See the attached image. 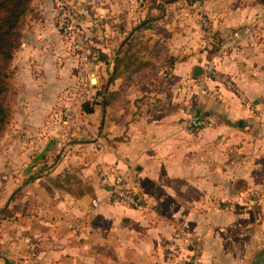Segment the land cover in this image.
<instances>
[{
	"label": "crops",
	"instance_id": "crops-1",
	"mask_svg": "<svg viewBox=\"0 0 264 264\" xmlns=\"http://www.w3.org/2000/svg\"><path fill=\"white\" fill-rule=\"evenodd\" d=\"M39 1L36 19L13 58L19 90L12 115L16 131L24 139L35 137L42 150L38 154L24 144L15 158L6 154L7 161L25 162L30 156L43 161L45 155L48 161L51 151L62 147L49 177L67 174L70 182L75 174L84 189L54 187L38 173L29 191L42 215L22 217L18 212L26 206L14 197L28 170L5 169L0 175V264H179L195 255L197 243L201 264H218L225 257L237 264L233 259L241 254H231L244 252L239 244L245 238L250 247V227L264 210V45L250 48L231 38L210 57L194 26L184 30L187 37L170 33L169 44L162 36L152 39L157 35L152 33L149 45L155 50L166 44L169 60L158 64L159 53L155 71L135 81L128 74L113 82L95 79V112L86 114L82 103L81 124L61 127L58 116L70 113L75 99L91 97L87 92L61 98L77 76L54 25L58 0H41L40 7ZM208 4L214 34L255 22L264 33V0ZM133 14L129 11V17ZM209 61L242 95L216 81L207 82L206 92L200 90ZM191 116L210 117L213 124L190 131L185 122ZM104 169L124 176L145 208L110 200L100 181ZM252 194L259 196L250 200L253 207L238 208ZM13 209L15 217H2Z\"/></svg>",
	"mask_w": 264,
	"mask_h": 264
},
{
	"label": "rangeland",
	"instance_id": "rangeland-1",
	"mask_svg": "<svg viewBox=\"0 0 264 264\" xmlns=\"http://www.w3.org/2000/svg\"><path fill=\"white\" fill-rule=\"evenodd\" d=\"M41 2L42 1L40 0L39 7ZM209 5L211 6V4H208V0H121L118 3L117 0H58V9H56L53 21L64 47V55L71 60V73L77 76L74 84L68 87L61 94V98L64 99L63 96L74 98L81 94L84 96L87 92H89L88 96L91 97V101H83L81 98L75 99L73 101L74 106H72V111L68 114L62 112L58 116V125L61 127L67 126L70 122H72L73 125L81 124V104L83 103L84 105L85 103H89L90 105H93L95 103V101L92 100V94H94L96 84L93 83L92 80L101 79L100 76H103L104 80H110V76L113 73L112 62L115 61L120 49H122V44L128 37H130V34H133L134 28L144 20H151L150 28L153 32H147V30L144 31L142 38L139 39L137 46L132 50V53L136 54V56L141 60H152L155 65L157 63L154 60L156 55L158 57L160 53L162 56L160 60L159 58H156L158 59V64L160 65L165 64L167 60H169L170 55L169 53L166 54L165 47L166 49H169L166 44H161V48L158 46L155 47V50L152 45H149L150 41L148 36L152 33L157 34L156 38L153 36L151 37L152 39H157V37L162 36L161 38L164 40V43L169 44L172 40V37L169 36L170 33L173 34L174 32L179 36L184 34V36L187 37L190 35L184 33V30H189L194 26V29L200 33L198 36L200 41H202L201 47L207 52L208 56L214 51L215 53L213 55L219 53L227 44L228 40H231L236 31H240L242 34L241 39L235 42L236 45L243 43L248 45L250 48L256 45H264V33L261 32V26L257 22L251 23L249 26L245 25L231 28L226 34H214L212 31L213 21L209 17L208 12ZM158 6L162 7L159 9ZM36 10H38V0H35L33 4V13L29 20L25 23L22 32L29 31L31 22L36 19ZM131 10L134 11L133 17H129V11ZM205 20L210 25L211 39H209L208 31H206L204 27ZM62 26L68 30L66 34L61 32L60 28ZM249 27L256 29L258 34L253 37L247 36L244 32ZM130 28L131 30L129 31ZM166 31L168 33H166ZM15 54L13 55V58ZM102 54L107 56L106 61H102L100 59ZM213 55L211 54V56ZM155 68L150 69L145 73L152 74V72L155 71ZM7 74L8 77H10L9 81L15 86V90H17L18 94L19 86H17L18 84L15 81L16 71L14 69L13 60ZM70 101H72V99ZM16 103L17 97L14 102L11 103V110H13L14 105H17ZM49 118L50 117H48V119ZM11 125L14 126L11 127ZM16 130L15 116L11 115L6 131L0 138V175L5 171V169H10L12 173H24L28 170L29 174H24V177L21 179L20 184H22V188L17 190L14 197L15 202H23V206H26L25 209L19 210V215L26 218L32 217L33 215H42L40 205L33 202L32 195H30L29 191L32 185L29 180H31L34 175H38V173H45V181L49 182L54 187H61L65 189L76 188L78 190L84 189V184L75 174L71 175L73 180L70 182L68 179L70 175L67 174L55 178L49 177L53 167L58 163L59 158H61L60 148L62 147L51 151L50 160L48 161L46 160L47 155L44 156L43 161H38L35 157L31 156L25 162L17 163L11 159H8L7 161V158L9 157H7L6 154L12 155L15 158L17 150L26 144L27 149L33 148L35 151H38L42 148V146H38L39 144L36 145V142L34 141L35 137H28V139H24L21 132L19 133V131ZM7 134L9 137H7L6 141L5 138ZM19 136L21 138H19ZM17 139H19L20 142L18 145ZM8 143L9 146L7 148ZM22 150L23 149H21L20 152ZM41 150L38 151V154ZM82 166L85 168L87 163ZM2 180L3 179L0 180V183ZM66 186H69V188ZM257 198H259V196L254 197L253 194L246 196L243 202L241 200L239 201L238 208L241 206L242 207L240 209L253 207L250 204V200H256ZM243 204H245V206H243ZM8 211L7 214H3L2 217L5 216L13 218L17 214L15 209H13V213ZM259 214V220H256L254 222L255 224L250 227V233L252 235L249 239L250 247L245 244V238V242H243V244H239V247L244 248V252L242 249V252L237 249H235L234 252L232 251L233 253L231 256H235L238 253L241 254L240 260L237 256L233 259L234 263L251 264L254 257L264 249V210L259 212ZM195 245V255L188 258L182 257V259L178 261L179 264H188V260L192 257L197 259L196 264H201V246L199 243ZM230 260L231 259H228V257L218 259V264H229Z\"/></svg>",
	"mask_w": 264,
	"mask_h": 264
},
{
	"label": "trees",
	"instance_id": "trees-1",
	"mask_svg": "<svg viewBox=\"0 0 264 264\" xmlns=\"http://www.w3.org/2000/svg\"><path fill=\"white\" fill-rule=\"evenodd\" d=\"M34 2L35 0H0V138L4 135L11 119V103L17 97V90L9 81L10 77H8L7 71L10 69L13 55L22 46V29L33 13ZM158 7L160 9L162 6ZM150 21L144 20L136 26L133 34L122 44V49H120L114 61L111 82L122 74H128L129 80L135 81L145 72L156 67L152 60H141L136 54L132 53L139 39L142 38L144 31L150 28ZM214 53L215 51L211 54L213 55ZM211 54L209 55L210 57H212ZM100 59L106 61L107 56L102 54ZM83 111L86 114H93L95 112V103L92 106L89 103H85ZM68 179L70 180V176ZM32 180L33 178L29 182ZM251 264H264V249L254 257Z\"/></svg>",
	"mask_w": 264,
	"mask_h": 264
},
{
	"label": "built area",
	"instance_id": "built-area-1",
	"mask_svg": "<svg viewBox=\"0 0 264 264\" xmlns=\"http://www.w3.org/2000/svg\"><path fill=\"white\" fill-rule=\"evenodd\" d=\"M204 27L206 31H208L209 39H211L210 25L206 20L204 21ZM60 30L62 33L65 34L68 31L63 26L60 28ZM244 33L249 37H253L258 34V31L256 29L249 27L245 30ZM241 37H242L241 32L236 31L232 36V41L235 43L239 41ZM208 81L219 82L222 85L228 87L229 89L234 90L239 95H242L241 90H239L234 85V83L230 80V78L227 75L222 74L217 69L214 61L207 62V64L204 67L203 77L198 81V86L201 91L206 92L208 90L207 88ZM212 124H213V120L210 117L191 116L186 120L185 127L190 131L191 130L195 131V130H202L208 128ZM99 175H100L101 185L105 189L110 200L137 210H142L145 208L142 198L128 187L127 181L124 176H120L116 174L113 169L100 170ZM94 205L98 206V201H94ZM196 263H197V259L191 258L190 260H188V264H196Z\"/></svg>",
	"mask_w": 264,
	"mask_h": 264
},
{
	"label": "water",
	"instance_id": "water-1",
	"mask_svg": "<svg viewBox=\"0 0 264 264\" xmlns=\"http://www.w3.org/2000/svg\"><path fill=\"white\" fill-rule=\"evenodd\" d=\"M197 74H200V73H199V71L197 72ZM93 83H96V81L94 80V82H93Z\"/></svg>",
	"mask_w": 264,
	"mask_h": 264
}]
</instances>
